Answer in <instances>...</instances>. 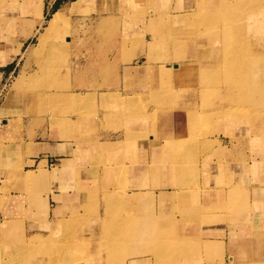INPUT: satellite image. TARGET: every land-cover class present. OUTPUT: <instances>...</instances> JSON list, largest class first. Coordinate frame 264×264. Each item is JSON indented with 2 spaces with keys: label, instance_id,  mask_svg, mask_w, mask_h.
<instances>
[{
  "label": "crops",
  "instance_id": "1",
  "mask_svg": "<svg viewBox=\"0 0 264 264\" xmlns=\"http://www.w3.org/2000/svg\"><path fill=\"white\" fill-rule=\"evenodd\" d=\"M19 1L23 2V8L16 17L7 11L0 13L11 16L12 20L5 21L11 25L0 26V92L6 76L17 70L16 61L24 54L30 39L38 34V42L44 33V22L49 20L46 19L50 11L53 16L66 9L65 16L78 20L99 17V32L107 28L110 20L124 21L137 11L133 8H129L128 13L124 11L126 0H121L116 11L106 10L104 0L100 9L94 8L97 2L93 0L76 10L74 4L78 0H42L40 18L33 5L35 0ZM152 1L159 9L157 13L165 8L167 14L178 16L196 9L198 0H182L180 5H177L178 0H163V5L158 6V0ZM209 1L218 4L221 0ZM144 17L118 27L114 42L88 45L68 41L66 45L61 44L59 48L69 53L61 63L66 80L40 81L39 70L47 63L44 54L37 57L32 53L36 44L28 51L27 66L37 67L38 74L24 71L0 101L2 264H11V258L28 253L30 245L61 241L65 228H70L76 239V227L83 219L85 227L101 224L105 220L106 206L98 203L91 207L90 199L100 195L102 200V196L110 194H126L134 211L141 210L143 202L149 204L155 214H161L162 224L171 229L182 251L181 264H221L222 259V264H264V120L246 125L249 133L244 137H226L218 133L209 138L208 146L213 147H209L201 159L198 173H222L214 174L210 183L203 180V185L202 180H198L194 186L183 184L181 190L166 188L160 191L155 173H163V168L155 166V162L158 155H163L162 148L167 144H160L162 148L156 150L154 139L148 142L137 139L145 126L130 124V119L134 121L145 116L124 115L121 118L117 115L116 121L109 117L111 127L98 126L88 116L95 105L103 115L114 106L123 109L125 98H133L136 102L134 99L142 95L163 97L159 104L167 108L170 100L177 96L178 91L173 95L168 90L152 88L151 68L155 63L148 61L149 50L145 46L140 45L138 52L125 48L124 35L143 34ZM252 21L255 25L249 24V28L259 35L260 43L264 42V22L256 18ZM13 22L15 25L21 23V30ZM17 31L19 36L15 34ZM150 34L147 35L149 41L152 40ZM130 51L132 54L128 53ZM50 93L69 95L72 104L63 109L61 99L53 104L40 98ZM184 116L188 124V110ZM220 165L225 168L223 171ZM94 173L100 174L102 188L105 180L110 182L113 173H128L126 190L111 191L106 186V191L100 189L96 193L92 189ZM170 173H173L172 168ZM224 209L231 211L221 212ZM97 212L99 216L94 218ZM138 231L133 235V250L121 264H141L142 238ZM151 235L154 237L149 241H156L158 234ZM106 257L102 254L97 258L99 264H106ZM85 259L87 264L97 263L94 258Z\"/></svg>",
  "mask_w": 264,
  "mask_h": 264
},
{
  "label": "rangeland",
  "instance_id": "2",
  "mask_svg": "<svg viewBox=\"0 0 264 264\" xmlns=\"http://www.w3.org/2000/svg\"><path fill=\"white\" fill-rule=\"evenodd\" d=\"M101 1L95 0L97 2L94 5L95 9H100ZM151 1L126 0L123 10L128 13L129 8L136 9V13L132 14L134 16L124 21L112 19L106 23L107 28L100 32L99 17L78 20L67 15L63 18L61 26L46 38L40 35L37 42L38 34L33 36L26 45L24 54L16 61L17 70L12 75L6 76L1 87L0 101L13 88L16 79L24 71L27 74H38L37 67L27 66L26 63L28 51L34 44L36 45L32 53L37 57L44 54L47 62L46 66L39 70L40 81L55 83L61 79L66 80L61 63L69 53L67 55L59 48L61 44L66 45L68 41L84 42L88 45L114 42L118 27L128 26L127 22L146 16L142 21L146 25L143 34L133 33L123 36L125 48L138 52L140 45L145 46L149 50L148 61L155 63L151 68L152 88L168 90L173 95L178 91L177 96L170 100L167 108L166 105L159 104L164 100L163 97L160 99L152 95H142L134 99L136 102H133V98H125L123 109L114 106L110 108L109 113L103 112V115L102 110L94 104L93 112L88 116L95 120L96 125L104 124L108 127L109 117L116 121L117 115L121 118L124 115L130 117L137 114L144 115L145 117L134 121L130 119V124L135 122L140 123L139 127L145 126V130L137 139L147 142L154 139L156 150L162 148L160 144H167L162 148L163 155L161 157L158 155L155 162V166L163 168V173H155L159 183L157 190L166 188L181 190L183 184L194 186L197 185L198 180H202L204 185L203 180L210 183L214 179V174H222L198 173L201 159L208 153V148L213 147L211 144L208 146L209 138L218 133L226 137L235 135L244 137L249 133L247 126L260 122L261 119L264 120V42L260 43L257 39L259 35L249 28V24L255 25L252 19L256 18L264 22V16H261L264 15V0H221L218 4L215 1L198 0L196 9L178 16L173 13L167 14L168 9L165 8L160 9V14L157 13L159 9L155 7L154 1ZM178 1L177 5H180L182 0ZM92 2L93 0H87L83 6L76 9ZM104 2L103 7L106 10L116 11L121 0H104ZM163 3V0H158L157 6ZM22 4L23 2L19 0L1 1L0 13L7 11L16 17L15 14H19V10L23 8ZM41 4L42 0L33 2L40 18ZM221 6L226 7L224 13L221 12L223 14L218 17L217 11ZM51 16L52 11L47 14L46 20H50ZM10 17L0 15V26H8V23L11 25ZM6 20L9 21L5 22ZM47 22H44V25H47ZM226 25L230 32L224 30L227 28ZM15 27L21 30V23L16 24ZM148 33H151V36L149 35L152 37L151 41L147 38ZM15 34L20 35L18 31ZM48 47L51 48L47 49ZM128 53L132 54V51ZM184 67L191 68L190 72L181 76L176 75L177 69ZM230 68L234 71L230 72ZM40 98L49 100L53 104H58L61 99L60 101L65 105L63 109H66L68 104H72V97L69 95L50 93L41 95ZM187 110L188 124L185 123L184 116ZM149 111H151L150 115H148ZM58 114H61V110ZM171 168L173 173H170ZM224 169L223 165H220V170ZM127 175L128 173H113L110 182L106 183L105 180V186L102 188L100 174L94 173L92 189L96 193L101 190L106 191L107 187L111 191L114 189L124 191L127 187ZM102 197L100 200V195L99 197L95 195L90 199L91 207L98 203L106 206L103 213L105 220L101 224L85 227L83 219L76 227V239L72 237V230L65 228L60 236L64 238L61 241L49 240L38 246L30 245L28 253L11 258L10 263L87 264L88 260L85 257H88L94 258L96 264H99L100 260L97 258L106 254V264H121L128 259V254L133 250V235L139 230L142 238L141 264H181L179 262L182 251L171 229H166L162 224L161 214H155V210L143 202H141L142 209L134 211L133 203L127 200L126 194H110ZM96 216H99V212L94 218ZM86 228H88L87 233L84 232ZM155 233L158 234L157 240L149 241L154 237L151 234ZM222 262L223 259L221 264ZM0 264H2L1 258Z\"/></svg>",
  "mask_w": 264,
  "mask_h": 264
},
{
  "label": "bare ground",
  "instance_id": "3",
  "mask_svg": "<svg viewBox=\"0 0 264 264\" xmlns=\"http://www.w3.org/2000/svg\"><path fill=\"white\" fill-rule=\"evenodd\" d=\"M87 0H78L75 4H74V8L76 9L77 7H81L84 5V3H86ZM226 6H221L219 8V10L217 11L218 12V17L221 16V14H223L224 12V9H225ZM75 11V10H73ZM223 12V13H221ZM67 14V10L64 9V10H61V11H58L56 12L52 18L47 22V25L45 27V30H44V33L41 35L42 38H46L47 36H49L50 34H52L56 29H58L60 26H61V23L63 21V18H65V15ZM69 20V19H68ZM227 28L224 29V30H228V32H230V29H228V25H226ZM231 27V26H229ZM40 42L41 39H40ZM221 67H225V66H221ZM227 67V66H226ZM191 68H178L177 69V72H176V75L178 76H181V75H184V74H187L190 72ZM229 69V68H228ZM224 70V69H223ZM219 71L222 73V70L219 69ZM225 71V70H224ZM234 70L232 68H230V72H233ZM224 76V75H223ZM236 82V81H235ZM191 248V247H190Z\"/></svg>",
  "mask_w": 264,
  "mask_h": 264
}]
</instances>
